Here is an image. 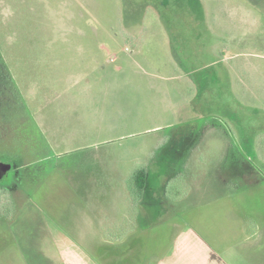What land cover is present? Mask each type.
<instances>
[{
  "label": "rangeland",
  "instance_id": "rangeland-1",
  "mask_svg": "<svg viewBox=\"0 0 264 264\" xmlns=\"http://www.w3.org/2000/svg\"><path fill=\"white\" fill-rule=\"evenodd\" d=\"M167 1L0 0V264L51 263L53 235L81 264H242L264 133L251 158L233 121L264 110V0Z\"/></svg>",
  "mask_w": 264,
  "mask_h": 264
},
{
  "label": "trees",
  "instance_id": "trees-1",
  "mask_svg": "<svg viewBox=\"0 0 264 264\" xmlns=\"http://www.w3.org/2000/svg\"><path fill=\"white\" fill-rule=\"evenodd\" d=\"M183 0H177L176 3H180ZM170 2L167 0H161V3H158L156 7L161 10L160 15L162 18H166L167 9L169 7ZM249 116H243V115H235V122L233 121V126L235 130L238 133V138L240 141V144L242 146L243 153H246L251 158H256V147L259 143H257V136L259 134L264 133V110L263 109H257L251 106H247ZM237 111V108L234 110ZM197 129V128H196ZM196 129L191 130L190 134L186 137L182 138L180 140V149H188L189 146H191L194 141L197 138L198 132ZM263 147L264 151V142L260 141ZM130 179L127 180V189L130 192V194L134 197V199H139L143 196L144 189L147 184V170L146 167L142 165H138L133 172L130 175ZM137 194L139 196H137ZM5 199L9 200L8 197H5ZM11 204V203H10ZM1 208L7 210L3 216L9 217L12 214V207L8 211L7 207H10V205L5 204L3 202L0 205Z\"/></svg>",
  "mask_w": 264,
  "mask_h": 264
},
{
  "label": "crops",
  "instance_id": "crops-1",
  "mask_svg": "<svg viewBox=\"0 0 264 264\" xmlns=\"http://www.w3.org/2000/svg\"><path fill=\"white\" fill-rule=\"evenodd\" d=\"M259 219V235L258 233H250L248 235L250 241H252V245H249V247L246 248L242 264H264V216H261ZM51 239L53 247L56 248V256L52 259L51 263H47L46 259H44V264H81L78 260L74 261L70 256V245H68L66 241L63 242L56 235H53ZM254 245L255 247H253ZM27 252H29L30 255H28ZM17 253H19V255H17L18 258L15 257L17 259V264H37L36 258H32L31 251H28L27 247H25L23 243ZM11 255L15 256L16 253ZM81 261L83 263V260Z\"/></svg>",
  "mask_w": 264,
  "mask_h": 264
},
{
  "label": "flooded vegetation",
  "instance_id": "flooded-vegetation-1",
  "mask_svg": "<svg viewBox=\"0 0 264 264\" xmlns=\"http://www.w3.org/2000/svg\"><path fill=\"white\" fill-rule=\"evenodd\" d=\"M0 163L9 164V168L4 172V174L0 178V203L2 204L3 202L1 201V198L5 200V197H8L10 200L9 196L12 195V191L16 190L17 182L20 178H18L19 167H14V164L10 159H1ZM8 173H10V175L7 179L6 177Z\"/></svg>",
  "mask_w": 264,
  "mask_h": 264
},
{
  "label": "water",
  "instance_id": "water-1",
  "mask_svg": "<svg viewBox=\"0 0 264 264\" xmlns=\"http://www.w3.org/2000/svg\"><path fill=\"white\" fill-rule=\"evenodd\" d=\"M9 168V164L0 163V178L4 174V172Z\"/></svg>",
  "mask_w": 264,
  "mask_h": 264
}]
</instances>
